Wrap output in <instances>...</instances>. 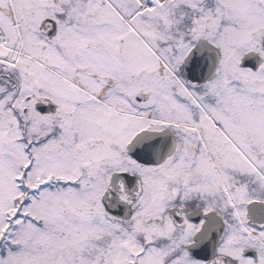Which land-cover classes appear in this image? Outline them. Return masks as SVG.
I'll list each match as a JSON object with an SVG mask.
<instances>
[{
  "label": "snow or ice",
  "instance_id": "obj_1",
  "mask_svg": "<svg viewBox=\"0 0 264 264\" xmlns=\"http://www.w3.org/2000/svg\"><path fill=\"white\" fill-rule=\"evenodd\" d=\"M0 264H264V0H0Z\"/></svg>",
  "mask_w": 264,
  "mask_h": 264
}]
</instances>
